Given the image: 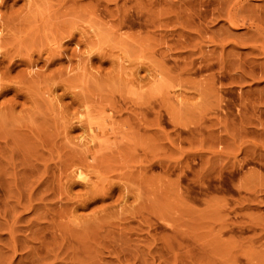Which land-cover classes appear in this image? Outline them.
Returning <instances> with one entry per match:
<instances>
[{
    "label": "rangeland",
    "instance_id": "1",
    "mask_svg": "<svg viewBox=\"0 0 264 264\" xmlns=\"http://www.w3.org/2000/svg\"><path fill=\"white\" fill-rule=\"evenodd\" d=\"M207 2L0 0V264H264V56Z\"/></svg>",
    "mask_w": 264,
    "mask_h": 264
},
{
    "label": "bare ground",
    "instance_id": "2",
    "mask_svg": "<svg viewBox=\"0 0 264 264\" xmlns=\"http://www.w3.org/2000/svg\"><path fill=\"white\" fill-rule=\"evenodd\" d=\"M262 2V3H264V0H231V1H228V0H208V2H207V6L208 5H211V6H213V8H212V12H214V13H212L210 16H211V18H213V16L214 15H216L215 17H214V20H218V21H221L222 23H223V25L221 26V27H219L218 28V30L216 31V32H212L211 31V33H209V31L208 30H206V29H204L203 27H200L199 26V24H198V26H196V28H194L193 26H192V28H194L195 30H194V39H192L191 38V40L193 41H197L198 40V42H199V44H197V43H195V45H193V47H197V49L199 48V50L201 49L200 48V44H203L204 43V41L206 40V42L207 43H209V44H211L214 48H216V47H219V48H221V52H220V54L221 55H219V57H220V59L223 61V60H225L226 58H228L229 56L231 57V58H234V57H236L235 55H237V54H234L231 50H233V48H234V46H233V48L230 50V52H228V57H225L224 58V56L226 55H224V46H226V44H225V39L228 37V38H230V37H232V35H231V30H245L246 32H251V36H252V41L256 44L258 41H260V40H262V41H264V27H262V26H260L259 25V22H258V20H259V14H257V12L254 10V8H253V6H251V2ZM262 7V6H261ZM262 8H264V7H262ZM185 9V8H184ZM187 9V8H186ZM188 10V9H187ZM186 10V11H187ZM258 10H260V9H258ZM185 12V11H184ZM262 12H264V11H262ZM262 14H264V13H262ZM188 15V14H187ZM262 16H264V15H262ZM188 17V16H187ZM197 17V16H196ZM199 17V16H198ZM260 18H261V16H260ZM262 18H264V17H262ZM183 19H184V17H183ZM185 19H186V17H185ZM191 19V18H190ZM258 19V20H257ZM261 20V19H260ZM256 21H257V23H256ZM186 23H187V21H185ZM189 24V23H188ZM194 24V23H193ZM195 26V25H194ZM203 26H204V24H203ZM191 28V29H192ZM183 32V31H182ZM182 32H180V33H182ZM206 32H208L209 33V38H207V36L208 35H206L205 36V34H206ZM192 33V32H191ZM181 35V34H180ZM185 35V34H184ZM182 36V35H181ZM184 37H186V36H184ZM217 38H219L220 39V41H215V39H217ZM224 40V41H223ZM251 40V39H250ZM188 41H190V40H188ZM185 42V41H184ZM184 42H182V43H180L179 45H182L183 44V46H184ZM228 42V41H227ZM232 42V41H231ZM188 44V43H187ZM190 44V43H189ZM188 44V45H189ZM251 45V46H247V47H249L250 48V52H253V54L256 52V53H259L260 55H262V56H264V45H262V46H258V44L257 45ZM191 45V44H190ZM192 46V45H191ZM231 46V45H230ZM246 46V45H245ZM193 47H191V48H193ZM181 48H182V46H181ZM184 48V47H183ZM218 48V49H219ZM185 49V48H184ZM197 51V52H200V51ZM202 50V49H201ZM236 50V49H235ZM189 52V51H188ZM233 54H232V53ZM236 52V51H235ZM190 53V52H189ZM201 53V52H200ZM203 53V52H202ZM201 53V56H200V60H202V62H204L203 63V65H204V67L205 68H210L211 66V61L213 62V59L211 60L209 57H211V56H208V57H206L205 55H203ZM207 53V52H206ZM192 55H193V53H191ZM258 54V55H259ZM218 57V56H217ZM229 57V58H230ZM236 59V58H235ZM235 59H231V61H232V63L230 62V65H234L233 67H238V68H240V66H241V64H240V61H238V60H240V59H236L237 61L235 62ZM216 60L217 61H215V63H219L220 62V60H218L217 58H216ZM195 61V60H194ZM221 61V64L222 63H224V62H222ZM227 61V60H226ZM198 62V61H197ZM201 62V61H200ZM201 62V63H202ZM242 62V61H241ZM249 62V61H248ZM189 63V62H188ZM199 63V62H198ZM197 63V64H198ZM194 64V62H191V60H190V63L189 64H185V66H190V65H193ZM220 64V63H219ZM228 64H229V61H228ZM245 64L246 63H244L243 65L245 66ZM253 64H254V62H251L250 61V63L248 64V65H252V67H253ZM262 64H264V63H262ZM226 65V64H225ZM185 66H183V68L185 67ZM194 66V65H193ZM249 66V67H250ZM259 66V65H258ZM261 66V65H260ZM259 66V68L258 67H256L255 65H254V67L253 68H251L250 70H249V72L247 73V76L248 77H250L251 78V80L252 81H255V80H257L258 82L262 79V81H264V67H260ZM262 66H264V65H262ZM222 67V66H221ZM232 67V68H233ZM249 69V68H248ZM236 70H238V69H236ZM246 75V74H245ZM257 79H256V78ZM241 79H242V77H241ZM244 80V79H243ZM212 81V80H211ZM211 81H208V84H205L206 83V81H205V85L203 84V86H202V90H204V93H203V91L201 90V94H200V92H199V94H200V97L201 96H203V95H205L206 96V94L208 95V96H210L209 95V93H210V91H214V90H211V86H212V83H209V82H211ZM243 82V81H242ZM214 84V83H213ZM258 85V84H257ZM214 86V85H213ZM262 87H264V86H262ZM214 89V88H213ZM260 90V89H259ZM256 91V90H255ZM262 91V92H261ZM261 91H259L260 93V96H259V94H258V97L255 99L256 101H258V104L259 103H261L260 105H262V104H264V95H262V94H264V89H262L261 88ZM197 93H198V91H197ZM212 93V92H211ZM262 93V94H261ZM203 94V95H202ZM255 94V93H254ZM257 94V93H256ZM255 94V95H256ZM214 95H216V94H214ZM214 95L213 94H211V96H213L214 97ZM204 96V97H205ZM207 96V97H208ZM257 96V95H256ZM204 97H202V98H204ZM207 97H205V98H207ZM213 97H210L209 99H211V98H213ZM217 96H215L214 98H213V100L214 101H217L218 100V98H216ZM219 97V96H218ZM240 97V96H239ZM215 98L217 99V100H215ZM206 100V99H205ZM249 103V102H248ZM247 104V103H246ZM252 105H254V103H252L251 104V102H250V107L252 106ZM49 106V105H48ZM247 106H249V105H247ZM254 106H256V104L254 105ZM258 107H259V105H257ZM256 106V107H257ZM249 107V108H250ZM261 107V106H260ZM259 107V108H260ZM254 108V107H253ZM252 107H251V112H254V109H253ZM243 109H244V106H243ZM245 109H247V108H245ZM248 110V109H247ZM259 110V109H258ZM250 111V110H249ZM248 111V112H249ZM256 111H257V108H256ZM255 111V112H256ZM247 112V111H246ZM258 112H260V111H258ZM262 112V111H261ZM257 113V112H256ZM250 115H252L251 113H249ZM255 114V113H254ZM68 115V114H67ZM244 115H246V113L244 114ZM71 116V115H70ZM61 116H59V118H60ZM65 117V116H64ZM63 117V118H64ZM69 117V116H68ZM74 117V116H73ZM247 117V116H246ZM251 117H254V115H252V116H250V117H248V118H246V120H249L250 122L253 120V118L251 119ZM66 118V117H65ZM251 119V120H250ZM258 119V118H257ZM58 120V119H57ZM61 120H62V117H61ZM65 120V119H64ZM141 120V119H140ZM144 120V119H143ZM70 121V120H69ZM145 121V120H144ZM249 121H247L248 123L246 124V125H253V127H254V125L255 124H252V122L250 123ZM256 121H258V120H256ZM66 122H68V121H66ZM85 122V121H84ZM255 122V121H254ZM64 123V122H63ZM90 123V124H89ZM148 123V122H147ZM244 123V122H243ZM243 123H242V125H241V123H240V125H241V127L242 126H244L243 125ZM259 124V126L260 127H262V125H264V124H262L261 123V121H259L258 122ZM91 122L89 121V122H87V125H88V127H89V125L91 126ZM64 125V124H63ZM74 125V124H73ZM82 125V124H81ZM146 125V124H145ZM239 125V126H240ZM234 126H236V125H234ZM239 126H238V128H239ZM66 127V126H65ZM64 127V128H65ZM68 127V126H67ZM82 127V126H81ZM84 127H87V126H84ZM232 127H233V125H232ZM250 127V126H249ZM91 127H89V129L88 130H90L91 131ZM232 130H233V128H231ZM237 129V128H236ZM244 129V128H243ZM68 130V129H67ZM240 130H241V128H240ZM261 130H264V128H261ZM236 131V130H235ZM248 131V130H247ZM242 132V131H241ZM246 132V131H245ZM251 133V132H250ZM253 133V132H252ZM245 134V133H244ZM241 135V134H240ZM252 135V134H251ZM259 135V140H261L262 138H264V132H262V133H260V134H258ZM243 137H244V135H242ZM91 137V136H90ZM233 137V136H232ZM256 137V136H255ZM260 137H261V139H260ZM241 138V137H240ZM258 138V136L256 137V139ZM254 139V138H253ZM235 140V139H234ZM255 140V139H254ZM257 142V141H256ZM262 142V141H261ZM261 142H259V144L261 143ZM262 144V143H261ZM257 145V144H255V143H253V145H251V146H253L252 148H254L255 150H256V148L255 147H257V150L259 151V153L256 151L255 152V155L257 156V158L259 157L260 159H262V160H264V152H262L261 153V151H264V144H262V145ZM231 146H233V145H231ZM253 149V150H254ZM252 152V151H251ZM252 154H253V152H252ZM247 157V156H246ZM259 158L257 159V160H259ZM246 159V158H245ZM253 159V158H252ZM84 161V160H83ZM85 163V162H84ZM82 168V167H81ZM79 171H81V170H79ZM90 171V170H89ZM73 172V171H72ZM71 174V173H70ZM69 174V175H70ZM73 175L75 176V178L77 177V178H82V177H85L84 176V172L82 173V172H78L77 171V169H76V171L75 172H73ZM252 175V174H251ZM250 175V176H251ZM252 176H254V175H252ZM71 177V176H70ZM72 178V177H71ZM74 178V177H73ZM252 178H254V177H252ZM257 178V177H256ZM122 179V178H121ZM77 180V179H76ZM81 180V179H80ZM83 180V179H82ZM249 180V179H248ZM262 182H264V180H262V179H260ZM85 181H87V178H86V180ZM80 182H83V181H80ZM89 182V180L87 181V183ZM247 182H249V181H247ZM253 182V181H252ZM251 182V183H252ZM86 182H84V184H85ZM250 183V182H249ZM249 183H246V184H248L249 185ZM255 183V182H254ZM258 183V182H257ZM89 184V183H88ZM91 184V183H90ZM93 184V183H92ZM253 185V184H252ZM260 185H261V182H260ZM260 185H258V187L260 186ZM65 186V185H64ZM70 186V185H69ZM92 186V185H91ZM94 186V185H93ZM244 186H246L245 184H244ZM257 186V185H256ZM241 187V186H240ZM248 188L249 187H251V185L250 186H247ZM252 187H254V185L252 186ZM243 188V187H242ZM247 188V189H248ZM260 188V187H259ZM244 189H245V187H244ZM252 189V188H251ZM250 190V189H249ZM248 191V190H247ZM252 191V190H251ZM254 191V190H253ZM252 191V192H253ZM262 191H264V190H262ZM261 191V192H262ZM254 197V196H253ZM138 198V197H137ZM257 198H259V197H257ZM247 200V199H246ZM71 213V212H70ZM62 215V214H61ZM13 230V229H12ZM14 232H15V230H14ZM15 248V247H14ZM48 255V254H47ZM56 258V257H55Z\"/></svg>",
    "mask_w": 264,
    "mask_h": 264
}]
</instances>
